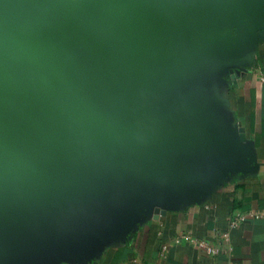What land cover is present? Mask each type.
Segmentation results:
<instances>
[{"label":"water","instance_id":"obj_1","mask_svg":"<svg viewBox=\"0 0 264 264\" xmlns=\"http://www.w3.org/2000/svg\"><path fill=\"white\" fill-rule=\"evenodd\" d=\"M50 9L0 0V264L89 248L136 198H174L240 156L189 112L191 83L233 71L230 28L264 24V0ZM45 14L57 22L30 28Z\"/></svg>","mask_w":264,"mask_h":264},{"label":"crops","instance_id":"obj_2","mask_svg":"<svg viewBox=\"0 0 264 264\" xmlns=\"http://www.w3.org/2000/svg\"><path fill=\"white\" fill-rule=\"evenodd\" d=\"M107 1L45 0L49 13L66 10L65 22L80 21ZM40 21L57 22L45 14L30 28L40 27ZM230 30L233 71L201 74L191 83V106L205 112L219 141L240 146L238 159L212 182L197 180L191 191L174 198H136L123 225L100 230L89 248L66 249L39 264H264V24ZM231 215L242 220L225 239ZM185 235L205 240L215 253Z\"/></svg>","mask_w":264,"mask_h":264},{"label":"built area","instance_id":"obj_3","mask_svg":"<svg viewBox=\"0 0 264 264\" xmlns=\"http://www.w3.org/2000/svg\"><path fill=\"white\" fill-rule=\"evenodd\" d=\"M242 220V216H234L231 215L228 217V230L225 231L224 238L228 239L229 236V230L235 228ZM188 242H190L191 244L197 246L198 248L204 250L205 252H207L208 254H214L215 253V248L212 247L208 242H206L205 240L202 239H197L193 236L190 235H185L184 236Z\"/></svg>","mask_w":264,"mask_h":264},{"label":"rangeland","instance_id":"obj_4","mask_svg":"<svg viewBox=\"0 0 264 264\" xmlns=\"http://www.w3.org/2000/svg\"><path fill=\"white\" fill-rule=\"evenodd\" d=\"M195 105H196V103H195ZM192 108H193L192 110L189 108V112H190V113L195 112V111H194L195 108H194L193 106H192Z\"/></svg>","mask_w":264,"mask_h":264}]
</instances>
